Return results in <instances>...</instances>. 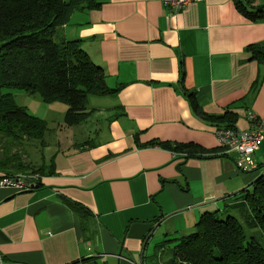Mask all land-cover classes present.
<instances>
[{"label": "crops", "instance_id": "obj_1", "mask_svg": "<svg viewBox=\"0 0 264 264\" xmlns=\"http://www.w3.org/2000/svg\"><path fill=\"white\" fill-rule=\"evenodd\" d=\"M97 1L58 33L80 40L115 91L91 95L83 122L59 126L51 156L31 162L52 165L40 185L0 186L4 263L146 264L154 238L163 237L160 255L204 212L243 204L263 174L264 134L242 171L214 129L250 128L248 111L264 120V61L247 50L264 45V17L248 18L234 0L177 12L162 0Z\"/></svg>", "mask_w": 264, "mask_h": 264}, {"label": "trees", "instance_id": "obj_2", "mask_svg": "<svg viewBox=\"0 0 264 264\" xmlns=\"http://www.w3.org/2000/svg\"><path fill=\"white\" fill-rule=\"evenodd\" d=\"M234 2L248 18L264 17V5L251 6L253 0ZM98 6L97 0H0V169L6 174L46 175L52 173V165L35 167L22 162L17 152L12 154L13 148L29 141L44 143L48 127L17 105L13 94L3 93V87L37 93L45 103L66 104L64 125L79 124L93 112L87 106L91 95L115 91L108 87L103 68L90 59L80 40L58 33L74 11ZM247 50L251 58L264 61V45H249ZM226 118L231 116L219 117ZM243 198V204L230 206L233 213L204 212L195 230L177 238L175 245L166 246L168 255L163 260L158 255L161 261L156 263L264 264V247L246 233V229L258 228L264 234V173L245 189ZM69 205L83 214L77 205Z\"/></svg>", "mask_w": 264, "mask_h": 264}, {"label": "rangeland", "instance_id": "obj_3", "mask_svg": "<svg viewBox=\"0 0 264 264\" xmlns=\"http://www.w3.org/2000/svg\"><path fill=\"white\" fill-rule=\"evenodd\" d=\"M59 32V30H58ZM3 93H11L13 94L14 100L17 105L24 107V109L30 114L35 117L40 118L41 120L45 121L47 127H48V133L45 136L46 141L49 143H40V140L36 139L33 141H29L27 143H24V145L17 146L13 148L12 154L17 152L20 160L24 163H30L33 161H36V163L40 162L42 160L41 155L45 154L47 158L51 156L53 153V149H55L56 144L52 143L54 140V134L56 133L57 129L59 126L64 123V115L67 109L66 104L61 103V102H53V103H45L42 101L40 96L35 93V94H30L22 89L19 88H14V87H3L2 89ZM42 153H40V152ZM259 170L264 173V165L259 168ZM237 199H242V196H235L234 200ZM224 207V204L221 207ZM228 213L235 212L230 207L226 208ZM237 211V210H236ZM218 213H222L219 212ZM239 214L241 211L239 210ZM242 216H240V219ZM247 235H253L257 238V240L261 243V245L264 247V234L262 231H260L258 228L256 229H246ZM163 239V237H156L154 240H152L149 244L148 250H147V262L146 264H157L156 262L159 261L157 260V248H154V244L157 241H160ZM170 243H173L170 241ZM168 246H173V245H168ZM167 247L163 249V253L161 254V259H164V256L166 258V255H168V250H166ZM160 263V261H159Z\"/></svg>", "mask_w": 264, "mask_h": 264}, {"label": "built area", "instance_id": "obj_4", "mask_svg": "<svg viewBox=\"0 0 264 264\" xmlns=\"http://www.w3.org/2000/svg\"><path fill=\"white\" fill-rule=\"evenodd\" d=\"M166 6L172 11L186 7L192 2L201 0H162ZM247 119L250 123V128L241 129L237 127H217L214 129L219 145L222 147L223 154L237 153L239 159L236 160L238 169L250 170L255 166L252 155L258 148L264 134V120L261 119L255 112L248 111ZM38 173L18 172L16 174L0 175V186H9L18 191L32 189L37 186L40 179ZM0 264H22V263H4Z\"/></svg>", "mask_w": 264, "mask_h": 264}]
</instances>
